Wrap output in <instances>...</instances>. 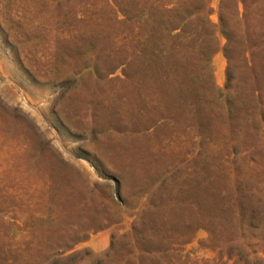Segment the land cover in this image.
Masks as SVG:
<instances>
[{"label": "rangeland", "instance_id": "1", "mask_svg": "<svg viewBox=\"0 0 264 264\" xmlns=\"http://www.w3.org/2000/svg\"><path fill=\"white\" fill-rule=\"evenodd\" d=\"M0 264H264V0H0Z\"/></svg>", "mask_w": 264, "mask_h": 264}]
</instances>
